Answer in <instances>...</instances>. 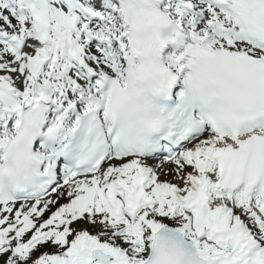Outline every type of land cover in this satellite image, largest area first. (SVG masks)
<instances>
[{"label":"snow or ice","instance_id":"obj_1","mask_svg":"<svg viewBox=\"0 0 264 264\" xmlns=\"http://www.w3.org/2000/svg\"><path fill=\"white\" fill-rule=\"evenodd\" d=\"M0 264H264V0H0Z\"/></svg>","mask_w":264,"mask_h":264}]
</instances>
